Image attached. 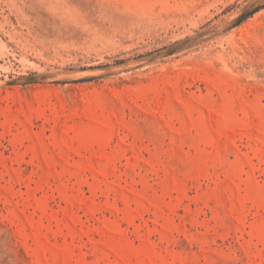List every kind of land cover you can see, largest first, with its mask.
Returning a JSON list of instances; mask_svg holds the SVG:
<instances>
[{
    "label": "rangeland",
    "instance_id": "obj_1",
    "mask_svg": "<svg viewBox=\"0 0 264 264\" xmlns=\"http://www.w3.org/2000/svg\"><path fill=\"white\" fill-rule=\"evenodd\" d=\"M0 264H264V0H0Z\"/></svg>",
    "mask_w": 264,
    "mask_h": 264
},
{
    "label": "trees",
    "instance_id": "obj_2",
    "mask_svg": "<svg viewBox=\"0 0 264 264\" xmlns=\"http://www.w3.org/2000/svg\"><path fill=\"white\" fill-rule=\"evenodd\" d=\"M259 9V7H254L253 9L247 11L246 13H244L241 17H239V21L243 20L244 18H246L247 16L253 14L255 11H257ZM177 44V43H176Z\"/></svg>",
    "mask_w": 264,
    "mask_h": 264
}]
</instances>
